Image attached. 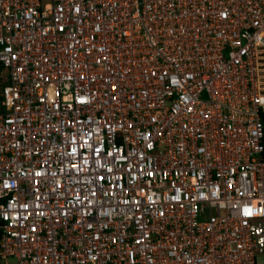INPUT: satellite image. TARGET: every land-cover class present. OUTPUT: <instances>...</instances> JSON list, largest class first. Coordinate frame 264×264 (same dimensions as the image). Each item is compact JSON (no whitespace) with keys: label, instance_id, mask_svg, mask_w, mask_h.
<instances>
[{"label":"built area","instance_id":"built-area-1","mask_svg":"<svg viewBox=\"0 0 264 264\" xmlns=\"http://www.w3.org/2000/svg\"><path fill=\"white\" fill-rule=\"evenodd\" d=\"M0 264H258L264 0H0Z\"/></svg>","mask_w":264,"mask_h":264},{"label":"rangeland","instance_id":"rangeland-1","mask_svg":"<svg viewBox=\"0 0 264 264\" xmlns=\"http://www.w3.org/2000/svg\"><path fill=\"white\" fill-rule=\"evenodd\" d=\"M8 79V73L6 69H1L0 71V92H1V87L7 83ZM258 264H264V254L259 255L257 258Z\"/></svg>","mask_w":264,"mask_h":264},{"label":"trees","instance_id":"trees-1","mask_svg":"<svg viewBox=\"0 0 264 264\" xmlns=\"http://www.w3.org/2000/svg\"><path fill=\"white\" fill-rule=\"evenodd\" d=\"M1 69H2V66L0 65V71H1ZM0 100H1V96H0ZM261 116H262V119L264 121V110L262 111Z\"/></svg>","mask_w":264,"mask_h":264}]
</instances>
